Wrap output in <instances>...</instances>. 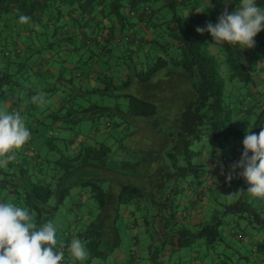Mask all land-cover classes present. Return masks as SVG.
Instances as JSON below:
<instances>
[{
    "label": "trees",
    "instance_id": "obj_1",
    "mask_svg": "<svg viewBox=\"0 0 264 264\" xmlns=\"http://www.w3.org/2000/svg\"><path fill=\"white\" fill-rule=\"evenodd\" d=\"M190 2L0 0V102L9 88L12 91L16 88L26 89L25 92L30 97L39 92L48 94L49 98L42 113L47 114L50 124L56 128L69 129L71 134L78 135L79 132L73 131V126L79 121L94 122L105 117L104 126L108 128V120L117 114L121 116L119 124H123L124 128L129 123L136 128L141 127L140 124L149 125L150 129L146 128L150 130L149 140L158 134L162 135L156 128L158 122L166 117L164 113L162 117L161 112H158L156 103L161 98L155 95V89L163 87L160 83L166 80H159V85L148 84L151 77L170 66L171 69L179 70L181 79L192 88L191 97L184 101L174 127L166 131L162 144L153 151L145 149L149 155L141 154L139 158L115 156L110 146L105 143L94 141V144H85L82 138L77 141L76 150L71 152V139L62 137L58 139V145L52 141L54 131L48 129L50 133L46 137H50L44 141V146L55 153L56 159L49 162L46 158L41 159L43 173L47 172L51 178L53 165L63 169V178H75L72 184H59V200L67 194L69 187L80 186L87 188L88 196L95 204L93 218L77 232L87 250V260L104 258L119 246L121 239L118 219L124 205L132 206L129 211L131 214L141 212L143 230L152 242L148 247V260L151 264L162 263L164 256L188 246L194 239H202L208 244L223 242L220 225L227 213L241 212V217H245V214L246 217L248 214L255 216L258 213L247 202V198L242 199L239 196L229 205L214 200L215 206H220L219 209H212L208 218L202 216L192 223L190 226L195 227L194 231L190 230L185 216L180 214L182 208L186 209L185 205L179 204L182 194L188 187L202 184L200 179H193L192 176L201 165L190 163L195 154L190 149L191 143L201 137L214 142L245 137L244 132L231 125L232 109L222 100L223 82L218 74L217 59L209 51L212 37L208 32L198 34L195 30L197 27H205L209 22L215 25L224 8L227 7L232 12L239 7V0H214L213 7L205 6L200 13L189 12L182 15L177 11L178 8H188ZM256 3L264 8V0H256ZM163 7L169 8V13L162 12ZM21 14L30 17L28 23L19 22ZM168 22L172 24V29H166ZM15 27L17 30L33 32V37L44 36L45 39L33 51L28 41H24L20 48H9L4 43L3 34L4 31H13ZM153 28L160 31L147 38L145 32ZM254 40V48L264 49V29ZM218 48L223 53L228 78L245 84L251 83V72L243 63L244 55L251 52L250 49H238L237 46L228 45ZM42 50L45 51L44 55L50 54L49 63L56 67V71L31 87L25 83L26 79L21 78L25 77L26 68L33 66H27L26 59L33 57L34 61L36 57H40ZM20 54H24V61L19 63L21 67L6 69L4 62ZM44 55L41 56L43 59ZM108 62L120 68L117 78L108 71ZM67 63L70 67L66 66ZM80 75L82 78L88 76L94 85L79 89L74 81ZM132 81L140 82L145 90H148L146 87L156 86L153 89L155 94H151L152 89L142 98L128 92H112L113 89L129 86ZM166 84H169L168 79ZM61 94L65 95L64 100L61 98L62 104L48 111L46 106L50 104L52 96ZM105 95L124 97L126 103L124 107L117 101L113 105H108V101L107 104L98 103V97L103 98ZM262 112L252 130H261L259 122ZM111 135L107 133L106 137ZM145 147L152 149L153 145ZM237 153L235 149L229 148L227 154L224 151L219 156L215 153L209 154V159L222 162L225 170ZM26 172L25 165L18 167L16 163L9 162L6 167L0 168V174L5 176L0 178V188H6L9 202L27 208L37 227H40L53 216L54 210H50L47 204L51 196L50 183L46 181L47 176L43 181H38ZM220 185L227 186L225 179ZM210 188L215 191L214 187H208L207 191ZM222 188L226 187L220 189ZM192 197L191 195L190 198ZM192 202L194 199H191L190 203ZM259 224L264 225V219L258 220L257 225L261 227ZM64 236L66 242L59 247L64 252L63 264H73L68 254L69 232H64ZM236 236L241 238L240 234ZM263 243L259 247L263 248ZM225 247L227 248V244Z\"/></svg>",
    "mask_w": 264,
    "mask_h": 264
},
{
    "label": "rangeland",
    "instance_id": "obj_2",
    "mask_svg": "<svg viewBox=\"0 0 264 264\" xmlns=\"http://www.w3.org/2000/svg\"><path fill=\"white\" fill-rule=\"evenodd\" d=\"M212 5L214 6V4ZM207 7H210V4H208ZM161 9H163L162 12L164 13H169L170 11L167 7H163ZM177 11H179V8ZM44 39V36H35L31 42L38 45L41 44ZM1 45L2 40L0 37V46ZM250 51L251 52L244 55L245 57L243 63L245 67L249 69V72H251L253 81L245 84L239 80L228 78V75H221L223 82L222 100L225 105L231 107L232 109L231 125L234 128L244 133L246 130H250L252 133L259 134L260 130L255 131L252 129L261 111L263 112L259 125L260 127H264V72H261L259 66L260 61L264 60V49L252 48ZM44 52L45 51L42 50L40 56H43ZM261 56H263V58L260 59ZM30 58L27 59L29 60ZM222 59L223 53L220 50L218 60L221 61ZM110 63H107L108 71H110L114 78H117L119 72H121L120 68L113 66V64L110 65ZM25 74H30L28 68H26ZM167 79L169 84H166ZM159 80L166 81L161 82L160 85L163 84V87L158 89H155L156 86H152L146 87L148 90H145V88L141 86L142 84L140 82L132 81L129 86L121 89H113L112 92H128L136 97L142 98L150 92V89H152L151 94L153 95L156 91L155 95L158 96L157 98H161L157 103L155 100L157 110L158 112H161L160 115L162 117L163 115L166 116L161 122H158L159 124H157L158 127L156 128L162 135L159 136L158 134L148 140L151 135L149 132V125L140 124L141 127L136 128L131 127L129 125L130 123H127L128 127L124 128L123 124H119V117L121 116L117 114L111 116L108 120L110 122V127L108 128H105L104 126L105 117H100L94 122H90L88 120L79 121L73 126V131L79 132L85 144H94V141L105 143L110 146L115 156L122 158H130L133 156L134 158H139V155L141 154L149 155L146 150H156L162 144L166 131H169L174 127L176 116H178V113L182 110L184 101L190 98L193 93L189 84L185 80L181 79L179 70L171 69L170 66L156 72L151 77L148 84L154 83L153 85H159ZM153 89H155V91ZM13 91H15L14 96H9V98L13 97L16 99L20 108L29 107L28 110H26V112L28 111V114H26L28 118L33 120L36 112L38 114L35 115V117H39L40 115L43 118V123H35V127L38 131L43 130L46 134L50 128L54 131L52 141L58 145V139L62 137L64 139L71 137L69 129H64L62 127L56 128L55 126H52L50 124V118H47L46 116L44 117L41 114L46 105L47 98H49L48 94H45V103L39 104L32 102L31 98L34 95H31L30 97L27 92H25L26 89L16 88L13 89ZM7 92L8 91H6L2 97L3 101L6 96L12 95L11 92ZM107 101L108 105H113L117 101L122 107H124L126 103V99L124 97L114 98L106 95L103 96V98L98 97L97 102L100 104H107ZM31 103L32 106H30ZM50 104H53V102H50ZM0 109L2 108L0 107ZM162 113L164 114L162 115ZM123 119L125 120V118ZM141 121L137 120V122ZM25 126L26 128L31 129L32 124L27 126L25 123ZM107 133L112 135L110 137H106ZM49 137L50 136L47 138ZM243 139L244 138H229L226 141L214 142L206 137H201L199 140L191 143L190 149L195 152V154L192 156L190 163L191 165H201L199 170H197L192 176L193 179L201 180V188L205 189L206 187L207 189L208 187H215L211 183V181L215 182V180L213 177H210L208 162L210 159H206L208 164L203 163V156H208L213 153L217 155L218 149L224 151L225 154H227L229 148L243 152ZM145 145L148 147L153 145V147L152 149H147ZM38 151L40 157L46 158L48 162L56 159L55 153L46 149V145L44 146V144L38 149ZM249 154L251 155V153ZM234 160L235 162H238L239 158L235 156ZM51 171L52 177L50 178V175L47 173L46 178V181H49L50 183L51 189V196L47 204L50 210H54L53 216L49 222H51L56 229L57 250L60 251L59 247L61 243L66 242L64 232H69V243H71L73 239H79L77 232L93 218L96 210L94 202L88 196L87 188L84 187H69L67 194L59 200V184H72V181H74L75 178H63V169L53 165L51 166ZM237 171H239V169ZM2 177L5 176L0 174V178ZM216 184L220 185L219 183ZM222 187L226 188H222V190L219 189V191H216L215 189V191H213V188H210L211 190L206 192L204 195L205 197L200 196L205 199L204 202H206V205L204 204L206 210L204 209L203 217L205 216V218H208V214L212 209L220 207L215 206L214 200L219 203L229 205L234 200H237L239 196L242 199L247 198V202L250 203L258 213H256L255 216L248 214L247 217L245 213H243V215L245 214V217L239 216L242 214L241 212L227 213V215H224L222 218V223L220 225V233L223 237V242L208 244L201 239H194L188 246L179 248L166 257L164 256L162 263L159 262L160 264H178L177 260L180 261L179 264H263L259 260L261 254L260 252H257V250L261 248L259 245H262L264 241V225L259 224L261 227H258L257 224L258 220L264 219V199L252 198L247 194V192H237L241 189L246 191L249 187L243 178H234L230 183H227V186ZM211 197H214L215 199H212ZM9 200L10 197L9 194H7L6 188H0V203L9 202ZM125 211L127 213H125ZM129 211H131L130 205H124L120 210L118 229L121 242L116 250H113V252L104 258L87 260L86 257L83 261L75 260L71 254L68 253L70 256L69 260L73 264H113V261H110L111 256L114 255L115 251H121L126 256L124 257V260L128 257L132 258L131 264H151L148 260V247L152 244V242L150 241L147 233L143 230V224L140 220L141 212L136 211L131 214ZM249 221H252V223ZM133 222H136L135 227L132 224ZM190 225L191 224H189L190 230L194 231L195 227ZM237 234H240L241 238H238L236 236ZM225 244H227V248L225 247ZM119 262L121 263V261Z\"/></svg>",
    "mask_w": 264,
    "mask_h": 264
},
{
    "label": "clouds",
    "instance_id": "obj_3",
    "mask_svg": "<svg viewBox=\"0 0 264 264\" xmlns=\"http://www.w3.org/2000/svg\"><path fill=\"white\" fill-rule=\"evenodd\" d=\"M29 20L26 15L19 16L22 24ZM217 20L215 25L209 22L203 28L197 27L196 32H208L213 47L228 45L252 49L255 47L254 37L264 29V8L257 6L256 0H239L237 9L229 12L225 7ZM31 99L33 103L44 104L45 94L39 92ZM30 137L31 132L19 111L9 113L0 109V168L16 159V153ZM242 146L239 161L228 166L225 183L243 178L249 187L246 191L241 189L237 192L264 199V127L259 134L246 130ZM221 151L217 150V156ZM217 163H220L221 174L224 175L222 162L217 160ZM68 251L75 260L83 261L87 257V250L79 239L71 241ZM63 259L64 252L57 250L56 229L51 222L37 227L27 208L11 202L0 203V264H60Z\"/></svg>",
    "mask_w": 264,
    "mask_h": 264
},
{
    "label": "crops",
    "instance_id": "obj_4",
    "mask_svg": "<svg viewBox=\"0 0 264 264\" xmlns=\"http://www.w3.org/2000/svg\"><path fill=\"white\" fill-rule=\"evenodd\" d=\"M210 3L213 4L214 0H193L190 2L188 8H179L178 12L181 13L182 15H187L189 12L200 13L201 10ZM165 27H166V29H172V24L168 22L165 25ZM158 31H160L158 28H156V29L153 28L152 30L145 32L144 35L146 37L147 36L148 37L153 36V34H155ZM149 32H151V33H149ZM33 35H34L33 32H30L28 30H17V28L15 27V29L13 28V31H11V32L7 33L6 31H4L3 39H4V43L9 48H13L15 46L20 48L21 46H23L24 41H26V42L28 41L29 44L32 46L31 51H33V48H35V46H39V44L34 45L31 42V40L33 39ZM140 38H143V37L140 36ZM209 51H210V53H212L216 56L217 65H218V67H217L218 74L220 75V77L222 79L221 75L227 76V69L225 68V65H223L224 64L223 59L221 61L218 60L220 50L218 47H213L211 44L209 46ZM23 57H24V54H22V55L20 54L19 56L14 55V58L9 59L8 61L3 60V61H5L4 64L6 65V69H9V70H13L15 68L19 69L21 67V66H19V63L24 61V60H22ZM50 57H51L50 54L46 53L44 55L45 59H43L41 56L36 57L34 61H33V59H34L33 57H31L29 60L26 59L27 64H28L27 66H29L30 64H33V66L31 68L28 67L30 74H26V77H24V79H26L25 83L30 84V86L32 87L33 85H38L39 81H43L42 78H44V77L49 78L51 75H53V73L56 71V67L53 64L49 63L51 60ZM243 60H244V58H243ZM66 66L70 67V64L67 63ZM21 71L23 72L22 69H21ZM82 77L83 76L80 75L79 78H77V80L74 81V83L78 84L79 89H83L86 87H92L94 85V82L92 81V79L88 78V76H86L84 78H82ZM8 92H11L12 95L6 96L4 101L2 100V102L0 103V107L9 113H12L14 111H19L24 123H26L27 126L32 124L31 129L28 128L29 130H31V137H30L29 141L23 146V148L20 151H18L16 153V159L14 161H11V162L16 163V165H18V167H20L21 165H25V167H27L26 174L28 176H30L32 178L34 177L35 180L43 181L45 179V177L47 176V172H45V174H44L42 171L44 169L41 167L40 162H41V159H43V158L40 157L38 149L42 147V145L44 144V141L48 137V136L46 137L47 133H50V132H47L45 134V132L41 129H40L41 131H38V129L35 127V123L36 122L43 123V118L40 115H39V117H35V115L38 114L37 112H36V114H34L33 120H31V118H28V116L26 115V114H28V111L26 112V108H20L16 99H14L13 97L9 98V96H14L15 91H12V89L9 88ZM64 96H63V94H61V96H52V98L50 100H51V102H53V104H48L46 106L47 110L49 111L51 108H58L62 104L61 98H63V100L65 99ZM41 114L44 117L47 116V114H43V113H41ZM81 138H82V136L80 134H78V135L71 134V137H70L71 140L69 143V149L71 152L76 150L77 141L80 140ZM206 159H208V156L204 155L203 156V163L208 164V162H209L210 177H213V179L215 180V182L211 181V183L213 184V186H215L214 187L215 190L218 191L222 186L216 184V181H218V183L220 184L221 181H223L225 179L224 176H226L227 173L226 174L224 173V175H222L220 163L213 162L210 160H208V162H207ZM234 162H235V160L231 159L229 161L228 166ZM228 166H227V168H228ZM226 170L227 169H225V170L223 169V171H226ZM206 192H207L206 187L204 189V188H201V186L195 187L192 185L185 190V193L182 194L181 199L179 201V204L181 206L185 205L184 207H186V209L182 208L183 210H182V212L180 211V214L185 216L187 224H192V223L196 222L197 220H199L203 216L204 209H205V205H204L205 202H204L203 198H201L200 196H204ZM191 195L193 196L192 198H190ZM80 197H81V195H80ZM191 199H194V202L190 203ZM195 199H197V200H195ZM196 201H198V202H196ZM195 204H197V205H195ZM130 207L132 208L131 205H130ZM125 213H127V212L125 211ZM132 224L134 227L136 226V222H133ZM257 252H260L261 255H260L259 260L261 263L264 264L263 248H259V250H257ZM124 257H126L124 255V253H122L121 251H115L114 255L111 256L110 261H113V264H131L132 258L128 257L126 260H124ZM119 261H121V263ZM117 262H119V263H117ZM177 262H178V264L180 263L179 260H177Z\"/></svg>",
    "mask_w": 264,
    "mask_h": 264
},
{
    "label": "built area",
    "instance_id": "obj_5",
    "mask_svg": "<svg viewBox=\"0 0 264 264\" xmlns=\"http://www.w3.org/2000/svg\"><path fill=\"white\" fill-rule=\"evenodd\" d=\"M6 54V53H5ZM261 72H264V60H261L259 63ZM242 152L238 151L236 156L240 159ZM64 259L60 262V264H63Z\"/></svg>",
    "mask_w": 264,
    "mask_h": 264
}]
</instances>
